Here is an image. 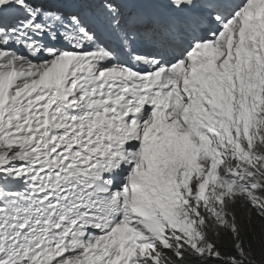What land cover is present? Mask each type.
Masks as SVG:
<instances>
[{
	"label": "snow or ice",
	"instance_id": "obj_1",
	"mask_svg": "<svg viewBox=\"0 0 264 264\" xmlns=\"http://www.w3.org/2000/svg\"><path fill=\"white\" fill-rule=\"evenodd\" d=\"M0 264H264V0H0Z\"/></svg>",
	"mask_w": 264,
	"mask_h": 264
}]
</instances>
